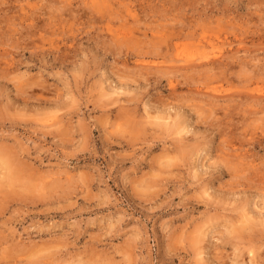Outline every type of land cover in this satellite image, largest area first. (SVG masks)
<instances>
[{
	"label": "clouds",
	"instance_id": "9594fccd",
	"mask_svg": "<svg viewBox=\"0 0 264 264\" xmlns=\"http://www.w3.org/2000/svg\"><path fill=\"white\" fill-rule=\"evenodd\" d=\"M0 264H264V0H0Z\"/></svg>",
	"mask_w": 264,
	"mask_h": 264
}]
</instances>
